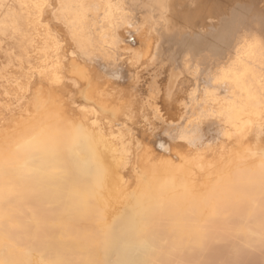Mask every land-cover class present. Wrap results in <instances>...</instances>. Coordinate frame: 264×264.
Here are the masks:
<instances>
[{
    "label": "bare ground",
    "instance_id": "1",
    "mask_svg": "<svg viewBox=\"0 0 264 264\" xmlns=\"http://www.w3.org/2000/svg\"><path fill=\"white\" fill-rule=\"evenodd\" d=\"M181 32L195 37L184 45L201 40L190 24ZM51 79L29 116L0 134V264H238L264 253L263 56L239 54L221 75L232 95L201 107L200 130L224 119L219 148L198 132L161 145L159 157L115 137L114 125L126 124L112 121L120 109L97 91L83 96L104 127L71 118ZM109 138L117 156L100 148Z\"/></svg>",
    "mask_w": 264,
    "mask_h": 264
},
{
    "label": "rangeland",
    "instance_id": "2",
    "mask_svg": "<svg viewBox=\"0 0 264 264\" xmlns=\"http://www.w3.org/2000/svg\"><path fill=\"white\" fill-rule=\"evenodd\" d=\"M203 2L211 7L198 13ZM184 24L201 36L198 44L184 45L195 38L187 32L176 38ZM245 50L264 59V0H0V134L29 116L56 75L71 118L104 127L108 118L83 96L97 91L120 109L112 121L126 124L114 125L115 137L153 157L198 132L208 149L219 148L224 119L210 117L200 130L198 115L212 94L232 95L221 75ZM118 147L109 138L100 148L113 157ZM251 254L240 262L264 263V253Z\"/></svg>",
    "mask_w": 264,
    "mask_h": 264
}]
</instances>
